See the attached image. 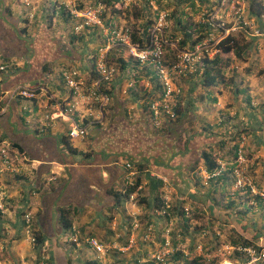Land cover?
Wrapping results in <instances>:
<instances>
[{"label":"crops","instance_id":"1","mask_svg":"<svg viewBox=\"0 0 264 264\" xmlns=\"http://www.w3.org/2000/svg\"><path fill=\"white\" fill-rule=\"evenodd\" d=\"M28 2L29 4L25 5V0H0V62L6 61L4 62L5 70L0 73V91H7L16 86L39 84L60 101H69V91L63 87L60 77L61 70L73 65L82 73L88 74L90 70L88 53L93 52V47H96L99 41L101 42L102 37L99 32L83 30L75 34L74 39L60 20L52 19L53 22L47 24L44 19V13H48L52 0H28ZM24 18L28 19V24L21 33ZM88 47H91V50ZM121 55L130 64L122 74L117 72L111 80L110 88L115 85L112 89L113 95L108 109L105 114H102V120L86 126L87 134L84 139H69V144L75 152L68 150L66 144L62 142V136L67 131L68 120L53 121L51 124L45 122L44 95L40 93L34 100L15 97L8 101L6 96H2L1 102L6 109L0 114V136L13 142L26 160L21 174L16 176L3 174L0 179L2 196L0 200V262L36 264L39 256L44 254L46 264H88V261H95L94 253L81 241L73 244L69 241L72 230H76L82 237L89 233L104 241H125L124 231L128 225V219L131 218L128 214L131 211L139 214L143 211L147 217L145 219H153L149 223L156 227L163 218L154 214L148 215L151 208L146 205L137 204L132 208L128 201L120 200V197L118 204H115V194L118 191V185L121 184L123 169L121 161H113L112 157L115 155L128 157L130 150L139 151L146 147H154L156 152L158 165L145 172V178L141 184V189L144 188L143 194L149 196L158 185L150 176L152 172L165 174L173 190H176L178 194L182 193L183 197H186L188 192L195 193L196 195H188L190 201L203 203L201 201L207 197L208 194L203 196L202 193L211 190L208 185L210 179L206 180V170L202 161L197 160L201 151L195 143L196 141L202 143L201 141L207 138V141L213 142L215 139L216 142V138L209 132L198 134L192 137L187 147L181 151L175 146L174 136L170 138L167 134L151 138L153 139L151 143L146 142L151 140V134L145 130V118L141 116L140 110L137 112L135 108L138 107L137 98L143 91L140 87L134 90L126 86L130 75L132 72H137V68H133L132 61L128 60L122 52ZM10 57H15L17 60L11 59L12 62L9 61V63L6 59ZM121 76L122 79H119ZM142 81L143 79L140 78L137 83L141 84ZM129 97L133 99L130 103ZM85 109V105H77L76 113L80 116L84 115L82 121L83 118L90 121L93 116L86 115ZM49 110L47 108V111ZM133 110L136 113H132ZM224 111L231 118L237 116L234 108H227ZM200 116H204V113L198 110L193 111L192 114L185 112L181 118L192 119L194 121L192 126H194L195 122H199ZM226 116L224 115V118ZM119 118L122 122L136 121L141 128L140 133H137L141 139L137 138V141L129 142L127 133L117 129L115 121ZM222 121V118H218L217 124L219 128L221 127L218 132L223 130L218 138L219 142L215 143L214 147L211 145L209 150L212 155H215L217 164L224 163L223 166H218L221 168L220 173L234 167V159L229 157L228 150L229 139L235 135V129L232 128L234 120H228L227 124ZM187 125L188 123L185 124ZM184 129L186 132V128ZM190 129L188 128V131ZM256 132L257 130L253 131L250 128L245 131L246 137L250 139L245 145L249 151L255 149ZM220 145L223 146L220 147ZM81 152H86L88 155H83ZM215 177L211 179L215 180ZM196 180L206 186L203 187L199 183L196 186L193 185ZM172 192L174 194V191ZM244 193L248 197L245 201L248 207L244 208L241 205L237 207L247 210L244 214H250L251 204L255 203V206H258L262 199L259 195L248 192L247 188L239 192L242 195ZM244 197L245 195L242 196ZM189 206L192 207L188 202L183 206L185 216H183L184 220L180 217L179 226L183 228L182 223H184L186 229L188 228L186 233H189L190 237L196 224H201V221L192 217L188 219V216L192 215L190 211L188 213ZM195 207L197 208L195 213L203 215L205 212L209 215L210 223L215 228L221 224L212 219L217 210L213 209V213V210L208 211L203 206L201 210L197 205ZM62 209L67 210L64 216V221L68 225L66 229L60 219ZM25 213L29 214L30 229L38 230L44 235L39 252L34 250L23 232L22 216ZM216 220H218L217 217ZM221 221L223 223V220ZM63 229L65 230L62 231ZM235 229L244 238L248 237L245 233L239 232L238 226ZM139 240L138 238L137 244L142 243L139 244L142 254L147 252L146 249H154L160 244L154 237L151 241H144L145 243ZM184 246L189 259L193 250L188 245ZM112 257L118 262L131 264L134 256L122 254L121 258H116L114 255ZM167 263L186 264V259L180 252L174 251Z\"/></svg>","mask_w":264,"mask_h":264},{"label":"built area","instance_id":"2","mask_svg":"<svg viewBox=\"0 0 264 264\" xmlns=\"http://www.w3.org/2000/svg\"><path fill=\"white\" fill-rule=\"evenodd\" d=\"M133 1L118 0L122 9L127 8ZM258 1L262 2V0ZM52 2H54V15L57 14L59 9H64L73 19V32L75 34L90 27H95L100 31L102 39L101 43L95 48L93 61V71L96 73V76L88 79L87 73H82L73 65L62 69L60 76L63 84L69 91V101H60L39 84L16 86L7 91H0V114L6 109L1 102L3 95L6 96L7 101L15 99V97L34 100L41 93V95H44V99H46L44 105L46 109L44 114L45 122L48 124V122L59 117L68 120L67 135L73 139L84 138L86 126L88 124L99 123L102 120V109L110 101V96L105 93L102 83H111V80L115 76L114 65L109 61V52L111 50L121 51L125 57L135 62L138 66H145L148 76L153 75L155 77V82L158 86L157 90L152 89L153 83L149 79L142 81L138 86L152 93V98L148 101L147 109L154 125L157 126L163 120H172L175 115V100L179 93V86L176 85L175 81H179L180 78L187 76H200L206 65L205 60L212 58L218 52L217 43L223 37L237 29V31H244L251 35L258 34V30L253 24V18L248 15V12L245 13L244 11L246 5L244 0H204V5L194 13L192 22L196 23L197 28L206 26V29L197 34L200 36L193 37L192 41H187L181 47L178 46L179 38L171 40L166 36V31L169 27L168 11L164 8H158L154 0H148L149 5L154 10L153 24L146 28V35L141 38L140 42H133L131 40V27L129 25L117 27L116 24H103L100 16L104 9L105 11L107 9L101 3L78 8L77 5L83 3V0H52ZM27 4L29 2L25 0V5ZM188 8L186 7L185 9ZM194 30L193 28L191 31ZM169 50L173 51L171 59L164 57ZM4 70L5 65L0 62V73ZM126 86L134 90L136 88V85L132 81H128ZM77 105L94 106L92 109L90 107L85 109L86 115L93 116L90 121H85L87 122L85 125V122L82 121L84 115L80 116L76 114ZM47 108L50 110L47 111ZM236 155L239 159V148L236 150ZM25 160V157L19 154L16 147L12 146L7 139L0 136V179L3 174L10 176L21 174ZM235 165L237 164L235 163ZM121 167L124 171L122 184L125 186L132 185L138 171L132 168L129 162L121 163ZM240 169L233 168V173L236 176L234 187L244 186L245 184L250 193L257 194L261 198L264 197V193L254 190L250 182L243 181ZM220 171V167L211 172L206 171V180L219 175ZM150 176L159 182V198L164 205L163 208L155 209L152 212L155 216L164 219V227L160 233L159 246L155 247L151 252L148 251L141 254L131 264H168L167 262H169V258L174 251L180 252L182 257L187 259L189 255L185 251L182 241L179 239V234L175 233V235H171L173 217H171L166 208L169 206L168 202L172 196V187L165 175L151 172ZM140 188L141 184L137 185L135 191L130 193L125 199L132 208L136 206L134 199L137 198ZM1 197L0 192V200ZM128 214L131 218L128 228L129 234L126 240L127 245L125 246L119 245L117 242L105 244L92 235H84L82 237L76 230H72L69 241L71 243L83 242L94 253V260L97 264H127L118 262V260L112 257L113 253H123L128 250L134 243V235H139L144 241H151V232L155 229V225L152 223L145 225L141 223L140 227V223L137 220L138 212L131 211ZM22 219L24 222L23 232L28 237L30 245L33 246L35 240L30 233L29 214H23ZM230 247L242 252L246 258L242 264H252L264 260V248L255 249L252 246ZM45 260L44 254H41L36 264H46ZM0 264L4 263L0 262Z\"/></svg>","mask_w":264,"mask_h":264},{"label":"trees","instance_id":"3","mask_svg":"<svg viewBox=\"0 0 264 264\" xmlns=\"http://www.w3.org/2000/svg\"><path fill=\"white\" fill-rule=\"evenodd\" d=\"M204 0H154L155 5L158 8H164L168 11V21H170V28L167 29L166 31V36L169 37L171 40H175V38H177V36L179 35V44L178 46L181 47L183 45H185V43L187 41H192V38H196L197 35L200 32L204 31L206 29V26H201L199 27L200 29H197V25L195 23V25H191V23L188 21V17L191 15H193L194 13H196L204 4H203ZM96 3H101L102 5H104L107 9V11H103V13L101 14L100 18L101 21L104 25H109V24H116L117 27L119 26H125V25H129L131 27V40L133 42H140L141 38L144 37L146 35V28L150 25L153 24V16H149L148 14H146V10L151 9L153 11L154 14V10L151 8V6L148 3V0H140V1H136L135 5H132V9H122L120 6V3L118 2V0H83V3H80L77 5L78 8H83L87 5H94ZM186 7H189L188 9H185ZM248 15L250 17H254L256 20L260 19V13L262 12V6L260 4V1H252L248 4ZM54 11V2L51 3L48 13H44V19L46 20L47 24H51L53 22L52 19H57L60 20L62 22V24L67 27L68 32L71 33V36L75 39V33L73 32V19L68 15V13L64 10V9H59L57 11V14L54 15L53 14ZM132 17L135 19L133 20ZM27 20L26 18L23 19V26L20 29V32L23 33L25 30V25H27ZM264 25V24H263ZM49 26V25H48ZM195 29L194 31H191L192 29ZM264 29V28H263ZM90 30L93 32H100L97 28L93 27V28H85V31ZM171 34V35H170ZM240 40L235 37V35H233L232 33H228L225 37H223L218 43H217V48H218V52H216L212 58H208L206 59V65L205 68L203 70V72L201 73L200 76L198 77H193V76H187L184 78H180L179 81H175L176 85H178L180 87V81H185L187 82V86L188 88V92L184 95L181 96V90L179 88V93L178 96L176 97L175 100V107H174V117L172 118V120L170 121H162L159 125L155 126L147 109L148 106V101L151 100L152 98V93H150V91L144 89L143 87H140V89L143 91L141 93V96L138 98V107H136V110L138 112V110H140L141 112V116L145 118V130L151 134L150 139L155 137V136H161L164 134L169 135V137L175 138L174 143L175 146L178 148V145L182 144V147L179 149H184L187 147V145L185 144V147L183 146L184 143L186 142V136L185 134H187L185 132H180L178 135L173 134L171 131V127L174 123L179 122L180 119L183 120L182 115L185 112H192L195 111L193 108V102H196L197 100L199 102H201L199 99L196 100L195 95H191V88L195 85V81L198 80L197 82L199 83L200 88L205 89V88H209L213 85H230V90L233 93V103L228 107L231 108L233 107V104L235 103V100L238 99H243V109L240 107V109H242L243 111L241 112L243 114L242 117H245L243 119V122H241L244 126L241 129V127L236 128L235 131V135L231 136V140L232 138H234L235 136H237L239 138V132L240 131H246L248 130V128L252 129L253 131L258 130L259 128H257L258 125V118L260 119L261 114H257L255 112V110H257V107H260L258 104L255 103V105L253 106L252 104V94L250 93L251 88H249V82L248 79L245 78L244 74H242V76L244 77H239L237 80L234 79L233 76H230V78L227 80L224 77V69L227 66L230 57L234 56L235 58H241V53L243 52V49L246 47L245 45L239 44ZM101 42L99 41V43L96 45V47L100 44ZM93 47V52L92 53H88V57L90 58L88 60L89 64H90V70L88 72V79H91L93 77L96 76V73L93 71V61H94V51L95 48ZM173 51L169 50L167 54H165L164 57H168V59H171L173 57ZM130 60V59H128ZM11 61V60H10ZM109 61L114 65L115 68V75L117 74H122L125 70V68L127 67V65L130 64L129 61H125L122 58L121 55V51L119 50H111L109 52ZM131 61V60H130ZM4 60H2V63L5 64ZM7 62H9V60H7ZM12 62V61H11ZM10 63V62H9ZM133 63V68H137V72H132V75H130V79L129 81H132L135 85L138 84V80L140 78L143 79V81H147L149 79V81L151 83H153L152 89H156L157 90V84L155 82V77L153 75L148 76V71L146 70L145 66H138L135 62H131ZM61 77V76H60ZM244 78V79H243ZM122 79V76L119 78ZM127 80V79H126ZM195 80V81H194ZM111 83H102V87H104V91L105 93H107L110 96V101L112 98V89L115 85H112L110 88ZM249 88V90H248ZM203 94V93H202ZM157 97V96H156ZM204 97V95H203ZM110 101L109 103L102 109L103 113L105 114V111L108 109L109 105H110ZM131 101H133L132 97H129L128 102L130 103ZM212 101L215 102V98L212 97ZM127 102V104H128ZM86 108L90 107L91 109L94 107L93 105H85ZM195 106V105H194ZM239 108V107H238ZM261 108V107H260ZM126 109H127V105H126ZM135 110L132 111V113H134ZM136 113V112H135ZM260 113H262V110H260ZM77 114V113H76ZM237 114V113H235ZM131 117H133L134 115H130ZM135 117V116H134ZM61 120H64L62 117L56 118L53 121L54 122H59ZM50 121L48 122V124H51ZM83 121H86L83 118ZM116 122V126L118 131H124L127 133V137H128V141L129 142H134L137 141L138 139H141L140 136H138L141 131V128L139 127V125L137 124V122H129V120L122 122L121 119H117ZM224 122V121H222ZM95 124V123H94ZM241 129V130H240ZM223 132V130H222ZM87 134V133H86ZM86 134L84 137H86ZM196 137V135L194 136ZM69 137L67 135V131L65 132V135L62 136V142L64 144H66L68 150L75 152L74 149L71 148L70 144H69ZM84 139V138H82ZM8 140V139H7ZM153 139L151 140H147L146 142H152ZM237 142L230 144L229 146V156L230 158L235 156L236 150L237 148ZM10 144L12 146H16L13 142H10ZM221 147V145H220ZM17 148V147H16ZM154 147H146L143 150L140 149L139 151L137 150H130L129 154L130 156L128 157H123L121 155H115L112 157L113 161H117L123 163V162H129L132 166V168L136 169L138 171V173L135 176V180L134 183L132 185H123L122 184V178H121V184L120 186L118 185V191L115 194V204H118L119 202V197L120 200H125L127 198V196L135 191V188L137 185L142 184L143 182V178H145L144 174L147 170H150V168H153V166L158 165V162L156 161V157L155 156V149H153ZM19 154L23 153L21 152L20 149H18ZM85 153V154H84ZM81 152V154L83 155H88V153L86 152ZM199 159L202 161V165L204 166V170H206L207 172H211L215 169L218 168L217 162H216V158L215 155H212L210 152L208 151H201L200 155H199ZM195 164V163H194ZM195 166V165H194ZM154 169V168H153ZM124 172V171H122ZM162 174V173H160ZM123 175V173H122ZM165 175V174H163ZM166 176V175H165ZM167 177V176H166ZM233 178L234 177V173H233V167L228 169V170H223L219 175H217V177H215V180L210 179V182L208 185H210V189L208 192L207 190L205 192L202 193L203 196L207 197L204 198H200V199H204L203 202L204 203V207L207 208L208 211L210 210H217L215 212V215H219L220 214V218L221 220H223L224 223H233L235 222V224L238 226V228L240 230H242V228L244 229L245 234L248 236L247 238L243 237L242 235H240L238 233V231L236 229H233L232 227L229 229L230 232L227 234V243L233 247L235 246H249L250 244L253 243V241H259L260 237L259 234L261 233V228H264L262 219L264 216V205L261 208V215H260V219L258 221V223L256 222H243L241 224V222L243 221V217H241L242 214L246 213L247 210L245 209H240L238 211V209H235L233 211V209L238 205H241V207L243 206L244 208H247V204L245 203L246 200H248L247 194L244 193L243 195H245L244 198H242V194H239V192L241 190H244L243 186H240L237 190L234 189L232 191L231 196L228 194V190H230V187L233 184ZM168 179V177H167ZM212 180V181H211ZM169 181V179H168ZM158 184L159 182L156 181ZM170 182V181H169ZM199 181H194L193 185L196 186V184H198ZM192 183H190L191 185ZM200 185L203 186V184L199 183ZM194 186V187H195ZM247 188V187H246ZM144 188L138 191L137 194L140 195L139 198V204L141 205H146L147 207L151 208L152 211H154L155 209H159V208H163L164 205L162 203V201L159 198L160 195V191L158 189H155V191L153 193H151L149 196H147V194H143ZM247 191L249 192V190L247 189ZM189 193V194H188ZM185 196L188 195H196L195 193L190 194V192H188ZM214 193H219V198L216 199L212 196V194ZM221 193V194H220ZM237 195V196H236ZM199 198V197H198ZM225 199H228L225 201ZM199 201V200H198ZM223 201H225L226 203H223ZM223 207L224 209H221L219 207ZM166 210L169 212L170 215L174 216V214H179L180 217H182V219L184 220L185 213L182 210H178L175 211L174 207H167ZM213 210V213H214ZM220 211V212H219ZM238 211V212H237ZM61 220H62V225L63 227L66 229L68 228L67 223L64 221V216L67 213V210L62 209L61 211ZM143 214L140 215V220H142ZM162 218V217H160ZM153 219L147 220L146 222H152ZM164 220V219H163ZM129 223H130V219H128V225L126 226V230L124 231V235H125V241L127 240L128 237V227H129ZM255 223V224H254ZM183 225V229L184 231H188V228L186 229V226L184 223H182ZM65 229H63L62 231H64ZM30 233L31 235L34 237V245L33 248L34 250H36V252L40 251L41 245L44 241V235H42L38 230H34V229H30ZM84 235H92V234H84ZM123 235V236H124ZM93 236V235H92ZM214 241L217 240L216 237H212ZM99 241H104L103 239H99ZM124 242V241H123ZM122 242V243H123ZM233 253L235 254L236 251H233ZM236 255H233V257ZM195 261H197L196 259H194ZM193 260V261H194ZM241 260H246V258H241ZM88 264H97L95 261H88Z\"/></svg>","mask_w":264,"mask_h":264},{"label":"rangeland","instance_id":"4","mask_svg":"<svg viewBox=\"0 0 264 264\" xmlns=\"http://www.w3.org/2000/svg\"><path fill=\"white\" fill-rule=\"evenodd\" d=\"M136 1L137 0H134L132 3H130L129 6H127L126 10L132 9L131 6L135 5ZM244 1L246 3L244 7V11L245 13H247L248 4L255 0H244ZM260 4L262 6V12L260 13V19L256 20L254 17H252L253 24L256 26L258 30V34L251 35L250 33H246L244 31H237L238 29L234 30L233 32H230L240 40L239 44L245 45L246 47L243 49V52L241 53V56H240L241 58H235L234 56L230 57V60L224 69V77L225 79L228 80L230 76H233L234 79L237 80L239 77L245 76V78L248 79L249 88H251L250 93L253 96L252 98L253 106L256 103L261 107V108L257 107V110H255V112L258 115L261 114L260 119L258 118L257 128L259 129L257 130L256 136H255L256 137L255 138V143H256L255 149L249 151L248 148L245 147V145H247L248 142L250 141V139L246 137L245 131L239 132V138L235 136L234 138H232V140L229 139V141H230V144L237 142L236 143L237 148L240 149L239 159L237 158L236 153H235V156L231 158V159H234V162L237 164L233 168H241L240 174L243 177L242 178L243 181L250 182L251 185H253L254 190H256L257 192L264 193V29H263L264 28V25H263L264 24V0H262V2L260 1ZM146 14H148L151 17L153 16V11L151 9H148L146 10ZM193 16L194 14L191 15V17L189 16L187 18L188 21L191 23V25H195V22H192ZM134 18L132 17L133 20H135ZM168 25H169L168 28H170V21ZM197 29L199 30L200 28H197ZM177 38H179V35L177 36ZM88 49L91 50V47H88ZM11 59L17 60V58L15 57H10L9 59H6V60L10 61ZM149 72L152 73L151 70H149ZM242 74H244V76H242ZM197 81L198 80L195 81V85L191 88L190 94L192 96L195 95L196 100L199 99L201 101L199 102L197 100L196 102H193L194 103L193 109L195 111H198V110L199 112L201 111V113H204V116H200L199 122L198 123L195 122L194 126H192L194 122L192 121V119H184V120L180 119L179 122H176L172 125L171 132L173 134L178 135L180 132L184 131V128H186V132L188 134H185V135H188V136H186L187 140L183 145L184 147H185V144L187 145L189 143L190 139H192L194 135H198L201 133L207 134L209 132L210 134L213 135L212 137L216 138V142H215V139L213 142L207 141L208 140L207 138L205 141H201L202 143H199L200 141H196L195 144L198 145V148L200 149V151L210 152L209 151L211 148L210 146L212 145L214 147V144L219 142L218 138L223 133L222 130L218 132L221 129V127L219 128L217 124L218 118H222V120L225 121L226 124L228 120L233 119L234 122H232L233 123L232 128L233 130L235 129V131H236V128L238 127H241V129L243 128V124L241 123L243 122V119L245 118V117H242L243 114L241 113L243 111L242 109L244 108L242 104L243 99L240 100L237 98L235 100V103L233 104V107L231 108L235 109L237 113L235 115L237 116H235L234 118H231V116H228V114H226L227 112L224 111L233 103L234 95L232 91L230 90L231 88L230 85L225 86V85L218 84V85H213L209 88L202 89L200 88L199 83ZM29 83H31V81ZM179 84H180L181 96H184L188 92V88H189L187 86V82L180 81ZM138 85L139 84H136V88L137 87L139 88ZM63 87L65 88L64 84H63ZM212 97L215 98V102L212 101ZM240 107L242 109H240ZM260 110H262V113H260ZM224 115L225 116L227 115V116L224 118ZM186 123H188L187 126H185ZM188 128H191L190 131H188ZM182 144L183 143L178 145L179 149L182 147ZM222 146L223 145H221V147ZM197 160H200V159L197 158ZM223 164L224 163L219 164V165L223 166ZM195 168H196V164H195ZM234 177L235 178H233L234 179L233 184L230 187V190H228L229 192L228 194L230 196L234 189L237 190L240 187V186L234 187V182L236 179L235 174H234ZM205 186L206 184L203 185V187ZM245 186L247 185L244 184L243 187L246 188ZM155 189L160 190L159 184L155 187ZM173 189L174 188H172V191H174V194L176 193V196L174 197L173 192H171L172 196L170 197L169 202H168L169 207H174L175 211H178V210L184 211L183 206L188 202L192 206L191 208L190 206L188 207V213L189 211L192 213L191 216H188V219L192 217L198 221H201V224L200 223L196 224L193 234L189 237L188 236L189 233L184 232L183 228L179 226L180 225L179 214H174V216L171 215V217H173L172 224H171V235H175V232L178 233L180 236L179 239L182 241V245H186V246L188 245L193 250L191 251L192 254L190 255V258L186 259V264H242L244 260H241V258L242 259L245 258L242 252L238 251L236 248L230 247L231 245H229L226 241L227 240L226 236L230 232L229 229L231 227L233 229L237 227L235 222L233 223L223 222L222 223L220 214L215 215L212 217V219H214L215 222L218 221L219 223H221L218 225L217 228H215L214 225L210 223L209 215H207L205 212L203 213V215H200V213H195V210L197 209L195 206L197 205L198 209L201 210V207L202 206L204 207V203L190 201V198L188 196L183 197L182 193L178 194V192ZM213 197L218 199L219 195L215 193ZM139 198H140V195L138 194L137 198L134 199L136 206L137 204L139 205L138 203ZM261 199L262 200L260 201L258 206H255V203L251 204V208H250L251 212L250 214H243L244 219L241 222V224L244 221L245 222L251 221V222L258 223L260 219V215H261V208L264 205V197H262ZM226 200L228 199H225V201ZM225 201H223V203H226ZM219 208L224 209L222 206ZM235 209H238V211L240 210L239 207L237 208L235 207L233 211ZM142 214H143L142 220L139 219V216L141 214L139 213L137 214V220L140 223V227H141V223L146 224V221H147L146 214H144L143 211H142ZM152 214L154 213L152 212V209H151V211L148 212V215H152ZM216 217L218 218V220H216ZM262 222L264 225V216H263ZM163 227H164V220H161L159 224H156L155 229L151 232L152 237H154L156 241L159 240L160 233ZM260 230H261V233L259 234L260 240L256 242L253 241V243L249 245V246L254 247L255 249L264 248V228H261ZM239 232L245 233L243 228ZM212 237H216L217 240L214 241ZM138 238L142 242H144V240H142L139 235H136V236L134 235V241H133L134 243L130 246L128 250H126L123 253H120V252L113 253L112 252L113 255L116 256V258H121L122 254L124 255L127 254L130 257L134 256L131 259V262H133L136 257H139L142 254L141 253L142 251L140 252V249H139L141 247L139 244H142V243L139 242L140 241L139 240L138 241L139 243L137 244ZM190 239L191 240L193 239V240L189 241ZM101 242L108 244L110 241H101ZM116 242L122 246L127 245V241H124V242L116 241ZM198 247L199 249L196 250ZM136 249H139V250L137 251ZM145 251L151 252L153 251V249L151 250L146 249ZM233 251H236V253L234 254ZM134 254H138V255H134ZM233 255H236V256L233 257ZM194 259H196L197 261H195ZM252 264H264V260H261V261H258Z\"/></svg>","mask_w":264,"mask_h":264}]
</instances>
